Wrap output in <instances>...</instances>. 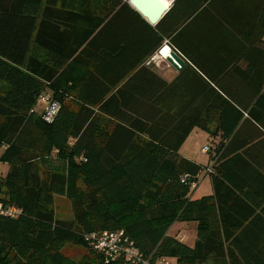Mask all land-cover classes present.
Instances as JSON below:
<instances>
[{
	"label": "trees",
	"instance_id": "obj_1",
	"mask_svg": "<svg viewBox=\"0 0 264 264\" xmlns=\"http://www.w3.org/2000/svg\"><path fill=\"white\" fill-rule=\"evenodd\" d=\"M124 11L158 42L138 60L125 53L142 41L132 42ZM165 18L156 33L123 0H0V160L9 168L0 201L20 211L0 214V264H106L85 240L104 231H123L152 262L205 264L213 252L220 256L169 235L175 222L198 218L189 195L202 167L178 154L202 127L189 99L178 111L173 99H102L108 91L93 99L103 65L125 69L118 81L149 67L145 58L169 43L159 34L176 28ZM43 94L60 105L52 123L34 111ZM216 94L211 100L224 99ZM146 101L162 114L153 122L140 120ZM55 196L71 203V221L55 218ZM68 244L88 253L72 260L62 252Z\"/></svg>",
	"mask_w": 264,
	"mask_h": 264
},
{
	"label": "crops",
	"instance_id": "obj_2",
	"mask_svg": "<svg viewBox=\"0 0 264 264\" xmlns=\"http://www.w3.org/2000/svg\"><path fill=\"white\" fill-rule=\"evenodd\" d=\"M163 1L169 9L162 19L167 15L166 26L176 28L170 36L159 35L186 66L160 71L143 65L118 81L125 69L103 65L93 99L107 91L102 99H173L175 111L189 99V114L202 127L191 132L178 154L202 167L189 195L198 202V218L175 223L196 224L197 239L190 248L202 242L220 252L208 255L205 264H264V99L257 94L264 88V0ZM124 17L132 42L142 41V48L125 53L138 60L158 42L131 13L124 11ZM142 19L157 33L156 25ZM216 93L224 99L211 100ZM252 110L258 121L250 116ZM161 115L148 101L141 104V121L153 122ZM191 137L203 138L205 144L189 157L181 150ZM205 170L204 177L210 179L206 195L198 183ZM181 230L173 237L186 245Z\"/></svg>",
	"mask_w": 264,
	"mask_h": 264
},
{
	"label": "built area",
	"instance_id": "obj_3",
	"mask_svg": "<svg viewBox=\"0 0 264 264\" xmlns=\"http://www.w3.org/2000/svg\"><path fill=\"white\" fill-rule=\"evenodd\" d=\"M166 44V43H165ZM172 48L167 44L158 50L154 55H152L146 62L149 67L164 64L165 67L171 68L172 66L167 62V58L170 56ZM40 102L45 105L43 112V120L47 123H52L59 110L60 105L57 102L51 100L49 96H41ZM0 165L2 161L0 160ZM208 172L213 173V169H209ZM186 176L183 178V182L187 180ZM3 179L2 173L0 171V183ZM195 186V184H193ZM20 211L15 208H5L3 203L0 201V214L8 215L10 217H16ZM86 242L97 254L105 258L106 264L110 262H116L123 259L127 264H172L171 258H160L155 262H152L150 258H146L143 253H141L137 248H135L134 243L125 235L123 231H104L95 232L85 236Z\"/></svg>",
	"mask_w": 264,
	"mask_h": 264
},
{
	"label": "rangeland",
	"instance_id": "obj_4",
	"mask_svg": "<svg viewBox=\"0 0 264 264\" xmlns=\"http://www.w3.org/2000/svg\"><path fill=\"white\" fill-rule=\"evenodd\" d=\"M156 69H159L160 71H164L166 69H169L164 66V64L160 65L159 67L154 66ZM49 94V93H48ZM45 96V94H43ZM45 105L42 102H38L37 106L35 107L34 111L37 112L38 114H41L44 112ZM204 140L202 139H189L187 144L184 146V148L181 150V154H186L189 157H192L196 149H200L202 146H204ZM2 149H0V157L2 155ZM197 160L204 163L205 159L204 158H197ZM9 168L7 165H5L2 162V165H0V171L2 173L3 178L6 177L7 172ZM207 170L203 172V174L199 178V184L201 185L200 192H204V195L208 194L210 190L206 186V181L210 183V179H207L204 177L206 174ZM199 192V195L201 193ZM198 195V196H199ZM55 218L57 220H65V221H71L73 219V213H72V205L71 203L64 197L61 196H55ZM182 228L181 230V235L186 238V245L188 246H193L194 243L196 242L197 239V226L195 223H189V224H184V223H175L172 225L171 229L169 230V235L174 236L177 233V231ZM179 236V234H178ZM63 254L66 255L67 257L71 258L72 260L78 261L80 260L83 256H85L88 252L80 247H75L73 245H66L63 249ZM172 264H177V260L172 259Z\"/></svg>",
	"mask_w": 264,
	"mask_h": 264
},
{
	"label": "water",
	"instance_id": "obj_5",
	"mask_svg": "<svg viewBox=\"0 0 264 264\" xmlns=\"http://www.w3.org/2000/svg\"><path fill=\"white\" fill-rule=\"evenodd\" d=\"M129 4L151 25H157L169 9L163 0H129ZM167 62L179 71L186 66L184 60L174 50L170 52Z\"/></svg>",
	"mask_w": 264,
	"mask_h": 264
}]
</instances>
